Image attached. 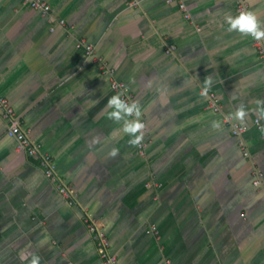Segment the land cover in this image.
<instances>
[{
  "label": "crops",
  "instance_id": "1",
  "mask_svg": "<svg viewBox=\"0 0 264 264\" xmlns=\"http://www.w3.org/2000/svg\"><path fill=\"white\" fill-rule=\"evenodd\" d=\"M45 1L48 15L0 0V96L77 205L16 149L0 118V264H103L84 211L116 264H264V104L255 103L264 67L251 33L228 30L238 0H182L189 19L171 0ZM242 1L264 28V0ZM82 43L126 84L139 116L108 115L116 93ZM209 92L218 113L206 108ZM241 105L243 122L233 116ZM224 117L246 132L231 135ZM136 120L144 157L124 130Z\"/></svg>",
  "mask_w": 264,
  "mask_h": 264
},
{
  "label": "built area",
  "instance_id": "2",
  "mask_svg": "<svg viewBox=\"0 0 264 264\" xmlns=\"http://www.w3.org/2000/svg\"><path fill=\"white\" fill-rule=\"evenodd\" d=\"M171 1H175L178 4V7L183 12L185 19L190 18L189 13L187 12L185 4L182 2V0ZM22 2L26 4L30 9L39 12L41 15L49 14L50 6L45 0H22ZM236 11L239 14L242 12H247L245 4L242 0H238ZM60 24L63 25V21H60ZM251 36L253 37V44L258 50V53L261 57L260 61L264 67V49L261 48L258 37H255L252 34ZM81 46L84 48L86 55L88 57H91L94 61L98 62L100 64L102 72L104 71V73L108 75L111 91L116 94H122L121 98L129 104L135 102L134 97L129 91L126 84L117 80L114 77L113 71L109 69V67H107L100 58L94 55L93 47L91 45H85L84 43H82ZM173 49L174 47H171L170 50ZM206 108L213 111L214 113H218L221 111V106L212 92L207 93ZM132 115H134V113ZM0 118L7 122V135L13 138L16 142V149L20 152L25 153L28 157L37 159L38 166L42 171L44 177L53 184L55 190L61 196V198L69 206H76L78 197L73 188L66 184L57 175L52 157L48 153L43 151L40 143L34 141L29 137L27 130L23 128L21 121L17 117L13 107H11L8 100L2 96H0ZM223 120V122L229 127L231 135L240 137L246 132L247 128L244 125L233 123L228 117H224ZM136 121L142 123L145 127L144 121ZM254 124L258 128H262L260 118H256L254 120ZM144 127L139 129L135 133L136 136H140V139L136 142V149L140 157H144L146 155V148L148 145ZM244 155H247V153L244 152ZM260 176L261 174L258 172L253 182L254 185H258ZM82 222L87 232L91 236L96 251L102 259L103 264H116V257L112 255L108 250L109 242L107 236L105 235L103 229L97 223V221L87 211H84ZM150 230L151 232L155 231L154 228H151Z\"/></svg>",
  "mask_w": 264,
  "mask_h": 264
},
{
  "label": "clouds",
  "instance_id": "3",
  "mask_svg": "<svg viewBox=\"0 0 264 264\" xmlns=\"http://www.w3.org/2000/svg\"><path fill=\"white\" fill-rule=\"evenodd\" d=\"M226 23L229 25L228 30L231 31L233 29L239 30L242 33H251L255 37H262L264 36V28H260L258 26V22L254 14L250 11L248 12H242L238 16H233L232 14H226L224 17ZM212 83V77L207 76L205 80L203 81V84L205 85L204 91H207V89L211 86ZM122 94H113L112 96L108 97L106 107L111 109V111L108 112V115L115 119L120 120L122 117V113L124 115L131 116L133 113H135L137 116L140 115V110L138 105L133 102L131 104L127 103L122 98ZM95 100H92L90 102V106L95 104ZM255 103L257 105L264 104V101L256 100ZM261 115H264V110L261 111ZM233 116L236 118L241 119V122H243V118L246 116V110L241 105L238 110L233 113ZM231 118V117H229ZM214 127H218V125L213 122ZM144 125L138 121H131L127 122L125 124L124 130L126 132L136 133L139 129L143 128ZM140 139V136H135L130 140V143H136ZM31 264H36V260L33 259Z\"/></svg>",
  "mask_w": 264,
  "mask_h": 264
}]
</instances>
